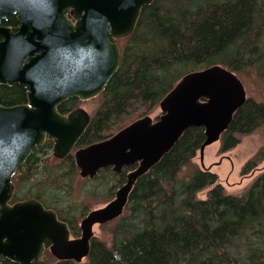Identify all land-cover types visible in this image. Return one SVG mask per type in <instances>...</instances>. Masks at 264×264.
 <instances>
[{"label":"trees","instance_id":"trees-1","mask_svg":"<svg viewBox=\"0 0 264 264\" xmlns=\"http://www.w3.org/2000/svg\"><path fill=\"white\" fill-rule=\"evenodd\" d=\"M2 24L15 30L20 21L9 15ZM123 40L119 68L99 95L103 102L80 147L106 140L149 115L189 72L221 65L237 76L253 72L264 84V0H154L142 9L134 32L116 42ZM28 92L19 83L0 84V104H26ZM79 101L70 98L58 109H73ZM263 125L264 102L247 98L221 137L220 153ZM205 140L204 128H190L136 181L123 215L114 220L111 238H94L85 262L55 259L51 264H264V172L244 194H228L216 173L193 163ZM51 147L47 140L19 165L12 178L13 202L32 196L45 205L46 198L49 208H70L75 176L66 174L78 169L71 155L44 161ZM263 160L262 150L244 165L242 175ZM131 169L120 175L112 168L100 170L84 180L90 183L84 194L113 199ZM206 189L207 197L201 199ZM20 190L25 191L21 197ZM59 217L79 235L73 219ZM2 264L18 263L2 259ZM32 264L50 263L44 255Z\"/></svg>","mask_w":264,"mask_h":264},{"label":"water","instance_id":"water-1","mask_svg":"<svg viewBox=\"0 0 264 264\" xmlns=\"http://www.w3.org/2000/svg\"><path fill=\"white\" fill-rule=\"evenodd\" d=\"M153 0H0V84L29 88L28 103L0 104V264L7 259L31 264L44 244L58 260L81 263L90 254L94 227L119 218L136 181L169 153L190 128L205 129L204 151L219 142L247 93L239 76L221 65L183 76L161 100L160 118L142 117L112 137L75 152L81 178L102 169L120 175L134 167L105 206L91 210L80 223V237L57 214L35 198L11 204L17 168L49 137L53 154L66 158L91 122L84 108L67 116L58 106L70 98L100 95L117 72L121 49L111 39L130 36L142 9ZM16 15L13 31L2 23ZM68 15L73 20L68 18ZM204 168V165H202ZM207 170V168H206Z\"/></svg>","mask_w":264,"mask_h":264},{"label":"rangeland","instance_id":"rangeland-1","mask_svg":"<svg viewBox=\"0 0 264 264\" xmlns=\"http://www.w3.org/2000/svg\"><path fill=\"white\" fill-rule=\"evenodd\" d=\"M122 48L124 47L125 40L119 42ZM239 78L242 80L248 98H253L257 101L264 102V84L256 77L253 72H240ZM103 100L97 96L89 100H80L76 107H83L86 111L93 115L95 111L99 109ZM161 109L157 106L150 114L154 119H157L161 115ZM53 147V146H52ZM52 147L49 149L48 154L44 156V161L56 162L53 156ZM79 147V146H78ZM221 140L208 146L204 153L203 164L200 160V152L197 153L193 159V163L198 165L201 169L211 167L212 173H216L219 176V183L224 186L226 192L232 195H242L252 185L253 181L264 172V160L252 173L248 175H242V169L244 165L254 157L258 152L264 151V125L257 129L254 133L243 136L240 144L226 153H220ZM204 170V169H203ZM184 172L186 173L185 169ZM74 177V176H73ZM83 178L80 177L79 171L75 172L73 182V195L69 206L70 208L65 209L68 206H59L56 210L61 214L62 217L73 219L79 229V235H81L80 221L84 217V213L90 210L97 209L105 206L112 198H106L104 195L90 196L87 197L84 194L86 188L89 187L90 183H84ZM92 180V179H91ZM18 191V195H23L25 191ZM209 189L202 191L199 194L201 199L207 197ZM83 195V196H82ZM21 197V196H20ZM32 196L24 197L28 199ZM46 205L48 200L44 198ZM50 206H52L50 204ZM116 221L108 225H96L94 227V233L98 240L106 241L111 238V229H113ZM72 237H75L72 235ZM48 263H53L56 259L47 248L45 253ZM84 260L83 262H85Z\"/></svg>","mask_w":264,"mask_h":264},{"label":"flooded vegetation","instance_id":"flooded-vegetation-1","mask_svg":"<svg viewBox=\"0 0 264 264\" xmlns=\"http://www.w3.org/2000/svg\"><path fill=\"white\" fill-rule=\"evenodd\" d=\"M76 109V107L75 108H73V109H64V110H62V111H59V113L60 114H62V115H68L72 110H75ZM92 115V114H91ZM46 140H50L51 141V143H52V146H53V144H54V142H53V140L52 139H46ZM77 148H76V146H75V148H73L72 149V151H71V153L67 156V157H69L70 155L72 156V159L74 160V150H76ZM66 157V158H67ZM66 158H64V159H66ZM74 164H75V160H74ZM66 176L67 177H72V176H75V171H74V173L73 174H66ZM97 176V175H96ZM95 176V177H96ZM94 177V178H95ZM47 209H52V208H48V207H46ZM55 211V210H54ZM57 213V212H56ZM59 216V215H58ZM70 228V227H69ZM49 246H50V244L47 242V243H45V250L47 249V248H49Z\"/></svg>","mask_w":264,"mask_h":264},{"label":"bare ground","instance_id":"bare-ground-1","mask_svg":"<svg viewBox=\"0 0 264 264\" xmlns=\"http://www.w3.org/2000/svg\"><path fill=\"white\" fill-rule=\"evenodd\" d=\"M96 175H97V174H96ZM96 175H95V176H96ZM95 176H94V177H95Z\"/></svg>","mask_w":264,"mask_h":264}]
</instances>
